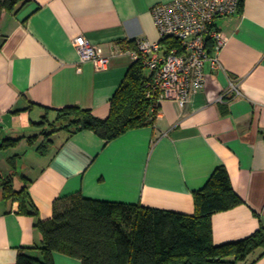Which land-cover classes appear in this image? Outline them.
<instances>
[{
    "label": "crops",
    "instance_id": "crops-1",
    "mask_svg": "<svg viewBox=\"0 0 264 264\" xmlns=\"http://www.w3.org/2000/svg\"><path fill=\"white\" fill-rule=\"evenodd\" d=\"M171 0H29L0 19V137L35 134L49 109H90L107 118L111 99L135 62L126 42L159 40L152 9ZM228 37L219 66L208 62L201 90L181 107L160 104L154 125L106 141L92 130L59 132L45 154L24 138L0 158L21 155L37 217L21 214L0 196V264H15L21 247L40 256L39 220L73 194L195 212L193 191L224 165L244 203L212 217L216 244L236 241L264 226V0H244L242 11L218 18ZM84 35L109 57L107 68L80 62L74 39ZM149 73L150 71L147 70ZM240 94L227 95L232 82ZM2 151V150H1ZM17 175L15 187L24 181ZM254 256V255H253ZM56 264H81L56 253ZM243 264V263H239ZM255 264H264V256Z\"/></svg>",
    "mask_w": 264,
    "mask_h": 264
},
{
    "label": "trees",
    "instance_id": "trees-1",
    "mask_svg": "<svg viewBox=\"0 0 264 264\" xmlns=\"http://www.w3.org/2000/svg\"><path fill=\"white\" fill-rule=\"evenodd\" d=\"M28 1L0 0V19L5 11H15ZM243 5L241 0L239 11ZM163 43L168 47L179 45L171 37ZM125 47L138 49L135 41L126 42ZM208 51L213 54L211 39ZM147 70L141 58L135 60L111 99L107 118L80 106L58 109L52 117L47 109L36 123L35 134L5 136L0 140V150L17 147L24 138L34 146L42 138L37 151L45 154L53 143L52 136L59 132L73 135L92 130L111 141L132 129L154 125L160 108L156 104L159 93L154 90L147 94L152 82ZM20 156L8 157L9 174L0 171V196L5 202L18 203L19 213L37 217L29 179L18 172ZM17 175L24 181L21 188L15 187ZM193 197V214L79 193L64 197L55 202L52 218L37 223L42 234V244L37 247L40 256L28 252L29 247H21L15 264H56V253L78 259L81 264H255L264 256L263 225L248 237L223 244L214 242L213 215L244 203L224 165L213 171L203 187L193 191Z\"/></svg>",
    "mask_w": 264,
    "mask_h": 264
},
{
    "label": "built area",
    "instance_id": "built-area-1",
    "mask_svg": "<svg viewBox=\"0 0 264 264\" xmlns=\"http://www.w3.org/2000/svg\"><path fill=\"white\" fill-rule=\"evenodd\" d=\"M241 0H171L156 4L153 17L159 31V40L138 39L135 59H142L152 74L151 89L159 93L156 104L175 100L181 107L192 95L203 88L205 67L219 66V53L227 44V35L217 27L216 21L239 12ZM174 38L179 45L168 47L163 41ZM213 54H209V40ZM80 62L91 61L97 70L108 67L110 59L103 49L91 43L84 35L74 39ZM240 94L239 86L232 82L227 95ZM18 207V203H16Z\"/></svg>",
    "mask_w": 264,
    "mask_h": 264
},
{
    "label": "rangeland",
    "instance_id": "rangeland-1",
    "mask_svg": "<svg viewBox=\"0 0 264 264\" xmlns=\"http://www.w3.org/2000/svg\"><path fill=\"white\" fill-rule=\"evenodd\" d=\"M35 132H37V130L35 131ZM2 138L0 137V140H1ZM5 153H6V151L5 150H0V158H3L4 157V155H5ZM20 178V177H19ZM17 186H18V184H17ZM16 186V187H17Z\"/></svg>",
    "mask_w": 264,
    "mask_h": 264
}]
</instances>
